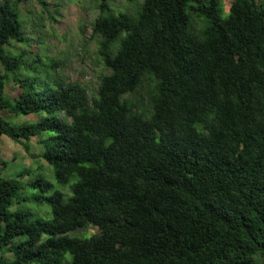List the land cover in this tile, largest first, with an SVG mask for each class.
<instances>
[{
    "label": "trees",
    "instance_id": "trees-1",
    "mask_svg": "<svg viewBox=\"0 0 264 264\" xmlns=\"http://www.w3.org/2000/svg\"><path fill=\"white\" fill-rule=\"evenodd\" d=\"M27 1L0 0V137L37 138L61 189L0 176V264H264V3L93 0L89 99L26 38Z\"/></svg>",
    "mask_w": 264,
    "mask_h": 264
},
{
    "label": "rangeland",
    "instance_id": "rangeland-1",
    "mask_svg": "<svg viewBox=\"0 0 264 264\" xmlns=\"http://www.w3.org/2000/svg\"><path fill=\"white\" fill-rule=\"evenodd\" d=\"M47 9L43 8L36 0L23 2L20 5L21 13L26 25L24 33L33 46L48 56L60 61L58 73L65 80L78 83L85 87L89 99L94 97L98 77L108 73L96 55V43L90 38L89 24L97 15L93 0H43ZM224 12L228 10L231 0H221ZM264 3V0H260ZM109 4L116 12L126 7L125 0H109ZM5 93L15 95V88L8 84ZM38 115L9 116L11 123H27L36 121ZM67 122L69 119L64 118ZM29 157L24 150L14 141L0 137V176H16L26 169L29 173L24 180H34L38 174L53 184L55 189H61L54 181L50 168L41 158L42 145L37 138L29 142ZM4 162V165L1 164ZM65 194L67 190L63 191ZM26 195L32 193L30 188L23 190ZM26 209L33 215L50 218V208L45 204H36L30 201ZM97 232L93 225H88L80 233L91 235Z\"/></svg>",
    "mask_w": 264,
    "mask_h": 264
}]
</instances>
